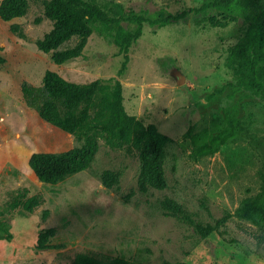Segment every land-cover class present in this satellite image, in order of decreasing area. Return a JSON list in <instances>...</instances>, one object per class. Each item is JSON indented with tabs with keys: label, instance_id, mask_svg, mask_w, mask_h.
Listing matches in <instances>:
<instances>
[{
	"label": "rangeland",
	"instance_id": "rangeland-1",
	"mask_svg": "<svg viewBox=\"0 0 264 264\" xmlns=\"http://www.w3.org/2000/svg\"><path fill=\"white\" fill-rule=\"evenodd\" d=\"M43 1L27 0L23 16L0 20V264H71L76 253L101 260L117 255L134 264H264V221L236 214L241 199L264 184V99L234 88L225 66L227 48L249 18L211 25L208 16L217 14L203 6L210 0H98L147 14L184 12L161 27L143 25L118 77L126 113L171 139L164 147L167 185L140 191L136 151L102 138L86 169L47 184L30 171L29 155L81 141L27 107L21 82L37 86L45 70L80 84L116 77L122 53L93 30L78 57L54 64L34 44L51 27ZM12 23L21 35L9 31ZM230 127L234 134L214 151H198L201 142ZM104 169L119 173L116 186L100 184ZM33 195L39 204L28 212L20 203ZM164 198L180 204L188 217L165 213ZM196 225L211 230L202 235ZM49 227L55 229L49 240L54 247L36 249L38 232Z\"/></svg>",
	"mask_w": 264,
	"mask_h": 264
},
{
	"label": "trees",
	"instance_id": "trees-1",
	"mask_svg": "<svg viewBox=\"0 0 264 264\" xmlns=\"http://www.w3.org/2000/svg\"><path fill=\"white\" fill-rule=\"evenodd\" d=\"M203 6L217 14L208 16L211 25L224 26L231 17L249 18L239 40L227 48L225 66L231 71L234 88L247 90L264 99V1L256 5L253 0H210ZM27 7V0H0V20L23 16ZM42 13L51 22V27L41 38L35 39L34 44L38 50L48 53L54 64L78 57L93 30L112 39L122 53V61L116 77L108 79L80 84L64 79L55 71L45 70L39 85L21 82L20 92L27 107L34 109L42 121L73 134L81 141L63 151L30 154L27 165L34 177L39 182L57 184L86 169L98 149V138H102L106 143H125L136 151L139 161L136 185L140 191L147 187L165 188L164 147L171 139L153 124L143 123L126 113L118 77L126 69L128 48L141 35L143 25L161 27L183 16L184 12L171 14L158 10L147 14L125 10L120 3L113 1L44 0ZM9 31L21 35L16 23L9 25ZM72 37L76 38L73 45L57 49ZM3 62L0 54V66ZM233 134L230 127L225 133L201 142L197 149L212 152ZM98 178L100 184L109 189L117 185L119 173L104 169ZM38 204V198L33 195L23 200L20 206L30 212ZM161 205L167 214L188 217L185 209L169 198H164ZM236 214L253 223L264 221V184L255 194L241 199ZM222 222L223 219L218 221ZM196 228L202 235L211 230L208 225H196ZM54 233L53 227L40 230L35 248L54 247L49 242ZM71 264L134 263L117 255L101 260L86 253H76Z\"/></svg>",
	"mask_w": 264,
	"mask_h": 264
}]
</instances>
